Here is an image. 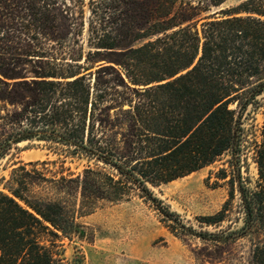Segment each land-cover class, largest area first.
<instances>
[{
  "label": "trees",
  "instance_id": "obj_1",
  "mask_svg": "<svg viewBox=\"0 0 264 264\" xmlns=\"http://www.w3.org/2000/svg\"><path fill=\"white\" fill-rule=\"evenodd\" d=\"M226 1L0 0V160L35 140L94 163L74 178L12 170L0 190V264H70L65 245L85 235L77 220L93 202L132 196L176 237L252 236L249 264H264V125L256 179L240 166L242 118L264 92V0L220 9ZM225 154L216 179L228 199L199 218L216 231L186 226L152 194ZM37 183L78 194L80 207L27 197Z\"/></svg>",
  "mask_w": 264,
  "mask_h": 264
},
{
  "label": "rangeland",
  "instance_id": "obj_2",
  "mask_svg": "<svg viewBox=\"0 0 264 264\" xmlns=\"http://www.w3.org/2000/svg\"><path fill=\"white\" fill-rule=\"evenodd\" d=\"M88 0H85V4ZM245 0H227L220 9L235 7ZM219 9V10H220ZM214 9H212L213 11ZM218 11V10H216ZM85 41V37H84ZM84 49L87 47L84 44ZM232 106L231 108H234ZM244 128L243 151L240 155L242 175L251 182L256 179L253 149L260 142V129L264 125V92L249 106L242 118ZM230 159L225 154L213 164L167 184L150 188L170 212L181 221L199 231H216L199 223V218L216 214L228 199V187L216 179V173L226 168ZM43 162H46L44 165ZM85 159L64 156L49 143L27 141L13 146L0 160V190L7 186L12 170H36L50 177L45 170L59 171L60 176L74 178L85 166L93 165ZM99 169L116 176V172L99 164ZM104 167V168H103ZM215 181L218 182L215 185ZM76 186V184H71ZM25 195L61 202L78 209L81 199L76 193L60 192L53 185L37 183ZM233 204L230 216L232 229L240 227L241 216ZM92 212L77 220L85 235L65 245V257L70 264H249L253 245L252 236L233 243L218 245L200 238L169 232L161 214L138 196L119 201H94ZM238 221V222H237ZM229 221L221 227L229 226ZM180 232V231H178Z\"/></svg>",
  "mask_w": 264,
  "mask_h": 264
}]
</instances>
